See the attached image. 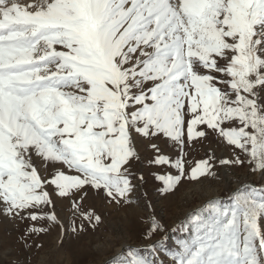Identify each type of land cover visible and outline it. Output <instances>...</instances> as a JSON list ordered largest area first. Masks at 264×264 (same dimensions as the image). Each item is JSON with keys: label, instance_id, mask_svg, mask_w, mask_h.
Wrapping results in <instances>:
<instances>
[{"label": "snow or ice", "instance_id": "snow-or-ice-1", "mask_svg": "<svg viewBox=\"0 0 264 264\" xmlns=\"http://www.w3.org/2000/svg\"><path fill=\"white\" fill-rule=\"evenodd\" d=\"M209 130L245 157L220 166L264 175V0H0V214L59 224L44 210L55 194L95 229L102 217L79 201L90 188L132 203L134 135L178 147L172 160L151 143L150 163L177 173L157 176L166 195L217 176L214 154L183 158ZM146 223V239L167 230ZM179 228L172 264H264V186L209 200ZM108 264L157 262L129 249Z\"/></svg>", "mask_w": 264, "mask_h": 264}, {"label": "rangeland", "instance_id": "rangeland-1", "mask_svg": "<svg viewBox=\"0 0 264 264\" xmlns=\"http://www.w3.org/2000/svg\"><path fill=\"white\" fill-rule=\"evenodd\" d=\"M134 141L140 159L134 161L130 169V179L134 185L133 192L129 195L132 203H109L102 193L97 195L95 190L89 188L87 197L79 203L83 211H94L102 217V223L95 229L82 220L73 208L72 199L55 194L51 196L55 209L47 207L44 210H54L59 224L50 226L47 221H13L0 214V264H108L121 254L127 256L129 249L137 250L146 259H155L157 264H172L169 251L175 250L178 241L184 238L185 233L179 226L188 213L209 200L219 198L226 201L232 193L246 184L264 186V175L252 172V166L247 162L243 166L219 165V159H231L234 155H239L241 159L245 157L239 149L222 142L209 130L208 139L187 146L183 158L186 161L185 167L190 168L197 161L214 154L217 158L214 169L217 176L205 178L202 183L184 180L174 193L162 195L160 189L163 185L157 176L177 173L167 165L150 163L157 155L151 148V143H156L161 148L160 154L172 160L180 157L178 147L162 135L152 138L151 142L134 135ZM141 176L143 180L140 179ZM46 190L52 193L50 187ZM149 204L151 208L148 207ZM152 215L167 230L146 239V221ZM33 223L36 227L48 230L38 235L27 234V229ZM81 223L84 231L73 232V225L79 228ZM153 246L159 247V251H153Z\"/></svg>", "mask_w": 264, "mask_h": 264}, {"label": "water", "instance_id": "water-1", "mask_svg": "<svg viewBox=\"0 0 264 264\" xmlns=\"http://www.w3.org/2000/svg\"><path fill=\"white\" fill-rule=\"evenodd\" d=\"M254 186H255V185H254ZM241 187H242V186H241ZM241 187H240V188H241Z\"/></svg>", "mask_w": 264, "mask_h": 264}]
</instances>
